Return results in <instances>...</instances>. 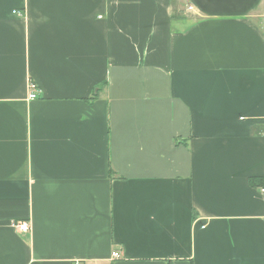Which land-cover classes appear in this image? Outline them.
<instances>
[{"label":"crops","instance_id":"crops-1","mask_svg":"<svg viewBox=\"0 0 264 264\" xmlns=\"http://www.w3.org/2000/svg\"><path fill=\"white\" fill-rule=\"evenodd\" d=\"M252 177L264 0H0V264H264Z\"/></svg>","mask_w":264,"mask_h":264},{"label":"built area","instance_id":"built-area-1","mask_svg":"<svg viewBox=\"0 0 264 264\" xmlns=\"http://www.w3.org/2000/svg\"><path fill=\"white\" fill-rule=\"evenodd\" d=\"M18 12V11H17ZM37 86L35 83H31V93H30V98H36L37 97ZM262 193L264 194V187L261 188ZM13 227L17 228L21 232H28L30 229V226L28 222L26 221H13L12 222ZM114 256H118L119 254L117 252L113 253Z\"/></svg>","mask_w":264,"mask_h":264},{"label":"trees","instance_id":"trees-1","mask_svg":"<svg viewBox=\"0 0 264 264\" xmlns=\"http://www.w3.org/2000/svg\"><path fill=\"white\" fill-rule=\"evenodd\" d=\"M250 182L255 186H264V177H252Z\"/></svg>","mask_w":264,"mask_h":264}]
</instances>
